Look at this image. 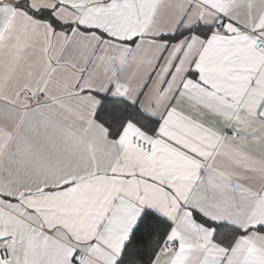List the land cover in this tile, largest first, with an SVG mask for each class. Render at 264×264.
I'll return each mask as SVG.
<instances>
[{
  "label": "snow or ice",
  "instance_id": "snow-or-ice-1",
  "mask_svg": "<svg viewBox=\"0 0 264 264\" xmlns=\"http://www.w3.org/2000/svg\"><path fill=\"white\" fill-rule=\"evenodd\" d=\"M0 264H264V0H0Z\"/></svg>",
  "mask_w": 264,
  "mask_h": 264
}]
</instances>
